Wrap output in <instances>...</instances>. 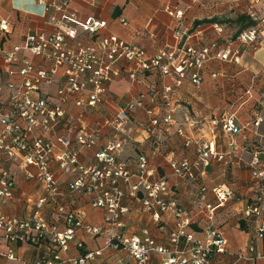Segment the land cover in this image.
<instances>
[{
  "label": "crops",
  "instance_id": "1",
  "mask_svg": "<svg viewBox=\"0 0 264 264\" xmlns=\"http://www.w3.org/2000/svg\"><path fill=\"white\" fill-rule=\"evenodd\" d=\"M69 10L80 21L89 17L105 21L107 26L101 31V36L115 35L144 48L151 55L162 48H175L181 44L197 48L215 44L214 53L221 51L233 54L239 46L236 38L246 30L245 24L238 22V18L251 17V14L255 18H264V7L250 0H70ZM53 15L54 11L46 12L45 5L39 0H0V16L11 23V33L3 42L4 47L12 49L22 45L29 34L53 31ZM205 20L215 21L199 23ZM92 41V36L80 30L75 43L89 44ZM18 57V63L12 67L15 71L23 67L25 59H31L38 67H44L45 64L25 50L20 51ZM2 68L0 63V120L4 114L12 111L10 91L5 86L9 78ZM133 68V65L125 62L120 64V76L111 82L108 101L103 108L83 110L71 102L65 107L72 124H61L51 133L41 134L53 141L57 136H67L70 147L64 148L56 142V153L78 151L79 160L85 165L94 162V153L99 148L117 137L124 138L126 145L119 159L127 163L135 174L138 172L139 158L145 156L155 170L153 178L168 179L181 205L190 211V229L199 238L203 237L202 230L208 224V213L195 202L197 186L207 187L208 200L212 203L215 202L211 192L214 187L230 189L233 197L217 210L214 223L223 230L229 243V255H221L218 260L220 264H231L233 258L230 254L245 250L255 238V217L247 218L245 212L256 203L264 190V181L252 175L255 167L264 169V27L258 47L255 50H242L239 63L221 59L209 61L202 73L199 89L189 79L185 80L182 87L174 89L169 95L168 105L160 102L154 106L156 117L162 118L171 110L174 121L153 133H149L143 125L148 115L142 108L134 109L120 132L110 122L128 105L141 98L148 101L153 94L162 95L166 87L174 85V76H162L157 71L139 75L134 80L130 77ZM19 79V75L14 77V81ZM61 83V78L57 76L52 85L42 86V92L35 96L53 100ZM248 90L250 94H246ZM232 115L236 125L242 129L240 134L225 133L214 124ZM257 121L260 122L259 126L254 125ZM180 127L185 132L184 136L178 133ZM80 131L94 135L97 141L95 148L79 146L76 136ZM187 138L192 140L189 146L186 145ZM201 141H214L217 150L225 154V160L218 162L213 159L205 172L193 182L174 176L170 162L184 158L192 160L195 157V143ZM256 159L259 164L255 166ZM4 168L14 177L15 190L14 198L3 207V212L21 219L32 218L38 200L44 196L43 187L38 181L25 176L19 162L6 160ZM31 171L35 169L31 168ZM51 171L58 178L59 196L43 208L44 218L56 222L60 231L68 227L65 219L68 214L77 219L82 218L90 225H102L105 211L92 206V196L69 190V183L77 174H63L56 163L52 164ZM120 186L126 194L123 206L128 208V212L123 215L126 235L143 237L147 231L158 243L167 245L168 231L174 228L171 214H165L162 222L156 224L144 212L140 199L130 197V190L123 182ZM61 206L66 209V213L59 216L56 209ZM241 225L245 226L244 230ZM76 239L83 242V248L78 249L76 243H71L69 251L61 253L63 258L78 259L82 254L104 248L107 243L106 235L93 237L80 228L76 230ZM258 245L263 247L264 241ZM9 248H13L17 260L2 259L0 264H34L41 258L50 259L59 252L48 242L40 246H0L3 252ZM123 258L129 260L124 251L106 249L102 256L88 264H119ZM152 264H159V261L155 259ZM258 264H264V260Z\"/></svg>",
  "mask_w": 264,
  "mask_h": 264
},
{
  "label": "built area",
  "instance_id": "2",
  "mask_svg": "<svg viewBox=\"0 0 264 264\" xmlns=\"http://www.w3.org/2000/svg\"><path fill=\"white\" fill-rule=\"evenodd\" d=\"M255 5L264 7V0H250ZM45 5L46 12L54 11L55 21L53 31L49 33L36 32L29 34L22 45L6 49L3 45L11 33V23L0 16V63L9 80L5 83L10 91L12 111L2 116L0 120V246L2 244H30L40 246L48 242L58 248L52 258H41L34 264H88L102 256L104 250L124 251L129 260L123 258L119 264H152L156 259L159 264H220L218 257L228 254V240L221 228L215 226L216 212L224 207L233 197L230 189L221 186L214 187L212 193L215 202H209L208 189L198 185L195 197L196 204L208 213V224L203 228V237L196 236L191 231L192 218L190 211L178 200L170 182L166 178L154 179L155 170L149 165L145 156L138 162V172L132 173L128 164L119 159V154L126 145L124 138L117 137L94 153V162L85 165L79 160L78 151L56 153V142L64 148H69L70 140L65 135L49 140L41 133H51L61 124H72L66 105L73 102L83 110H98L108 101L109 86L120 76L119 66L125 62L133 65L130 77L137 80L139 75L157 71L162 76H174L173 86L166 87L162 95L153 94L146 101L141 98L118 112L111 120L115 130L120 132L129 121L135 108H142L148 115L144 125L149 133L168 126L174 121L173 112L169 110L162 118L154 113V106L163 102L168 105L169 95L183 86L185 80L199 89L202 83V73L206 64L213 59H221L239 63L242 50H255L263 33L264 18H255L257 24L236 38L238 48L233 52L214 53L215 44L197 48L189 44H181L175 48H162L155 54L148 52L132 43H128L115 35L101 36V31L107 26L105 21L92 17L84 21L76 18L69 10L70 0H39ZM180 15V13L178 14ZM126 25L125 21H122ZM92 36L89 44H76L79 31ZM27 51L33 58L45 62L36 66L31 59L23 60V67L15 71L12 67L18 63L20 51ZM16 75L19 80L14 81ZM264 76V68L262 70ZM60 77L61 85L57 88L53 100L35 94L42 92V86H50L55 77ZM2 89H0L1 91ZM250 94V90L246 92ZM190 122L191 119H188ZM215 125L229 134H240L241 128L236 125L234 116H228ZM260 122H255L259 126ZM178 133L184 136L182 127ZM76 141L81 148L96 147L93 134L80 131ZM192 143L187 138L186 145ZM195 157L170 162L174 176L187 181H196L205 172L213 159L218 162L225 160V154L220 153L214 141L196 142ZM6 160L19 162L28 179L36 180L44 190V196L38 200L35 214L30 219L8 216L3 207L14 198L15 179L4 168ZM56 163L63 174L76 173L69 183L71 192L92 196V206L105 211L102 225H90L77 219L72 214L66 215L68 227L60 231L56 222L48 221L43 216V208L49 201L59 196L57 176L51 171ZM256 159L254 165H258ZM34 168L35 171H31ZM252 175L264 181V169L253 168ZM133 179L136 181L133 182ZM123 182L130 190L129 196L140 199L143 210L151 216L153 222L159 224L165 214H171L174 228L168 231V244L163 245L150 237L146 231L143 237L126 235L123 215L128 208L123 206L125 192L120 183ZM62 216L66 213L64 207L56 209ZM83 216V214H81ZM245 215L255 217V238L246 249L230 254L231 264H258L264 260V246L258 243L264 241V190L249 207ZM82 229L87 235L107 236L106 246L82 254L80 258H63L61 253L70 249L71 243H76L78 249L83 248V242L76 239V230ZM17 260L13 248L6 252L0 250V261ZM132 261V262H131Z\"/></svg>",
  "mask_w": 264,
  "mask_h": 264
},
{
  "label": "trees",
  "instance_id": "3",
  "mask_svg": "<svg viewBox=\"0 0 264 264\" xmlns=\"http://www.w3.org/2000/svg\"><path fill=\"white\" fill-rule=\"evenodd\" d=\"M215 20H205L203 22H199V23H207V22H213ZM238 22H243L245 24V28L246 30L255 26L257 23L251 18V17H239L238 18ZM245 31V30H244ZM242 33V32H241ZM241 229H245V226L244 225H241Z\"/></svg>",
  "mask_w": 264,
  "mask_h": 264
}]
</instances>
